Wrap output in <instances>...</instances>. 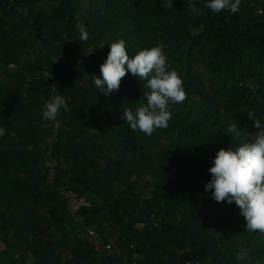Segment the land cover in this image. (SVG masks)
<instances>
[{
	"label": "trees",
	"instance_id": "1",
	"mask_svg": "<svg viewBox=\"0 0 264 264\" xmlns=\"http://www.w3.org/2000/svg\"><path fill=\"white\" fill-rule=\"evenodd\" d=\"M165 3L0 0V264H264V235L205 191L218 150L241 143L227 127L255 132L249 110L264 124V0L235 14ZM120 39L130 57L162 44L183 80L152 135L121 119L146 81L94 85ZM57 92L70 111L54 131L41 116Z\"/></svg>",
	"mask_w": 264,
	"mask_h": 264
},
{
	"label": "clouds",
	"instance_id": "2",
	"mask_svg": "<svg viewBox=\"0 0 264 264\" xmlns=\"http://www.w3.org/2000/svg\"><path fill=\"white\" fill-rule=\"evenodd\" d=\"M199 2L186 0V10L199 15ZM240 4L241 0H206L204 7L213 13L229 11L235 14ZM163 7L172 8L173 0H166ZM76 27L79 30L78 41L86 42L89 35L85 25L77 22ZM108 48L107 58L100 65V76H93L95 87L107 96L119 90L122 79L128 73L140 81H146L143 85L148 89L143 92L146 103L140 104L135 112L126 107L121 119L133 131L138 130L146 135H152L158 128H167L172 118L170 105L182 103L186 99V92L178 71L168 61L164 46L157 44L144 48L131 57L123 39L112 42ZM62 109L70 111L64 96L57 92L42 105L41 118L56 123ZM247 117L254 121L256 131L249 133L246 127L241 131L236 121L227 127L234 138H242L241 143L235 149L218 150L208 170L211 179L205 191L210 192L217 203L235 202L246 221V230L264 235V124L252 110L247 112ZM3 135L5 129L0 127V136ZM246 254L241 252L238 258Z\"/></svg>",
	"mask_w": 264,
	"mask_h": 264
},
{
	"label": "built area",
	"instance_id": "3",
	"mask_svg": "<svg viewBox=\"0 0 264 264\" xmlns=\"http://www.w3.org/2000/svg\"><path fill=\"white\" fill-rule=\"evenodd\" d=\"M52 125H53V129H54V131H56L57 130V123H52ZM73 205V208H75V205H80V204H82V200L80 199L78 202H75V203H72ZM109 248V246H105V249H108Z\"/></svg>",
	"mask_w": 264,
	"mask_h": 264
}]
</instances>
